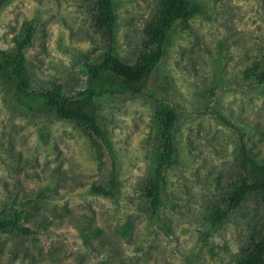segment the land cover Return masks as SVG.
<instances>
[{
    "label": "rangeland",
    "instance_id": "obj_1",
    "mask_svg": "<svg viewBox=\"0 0 264 264\" xmlns=\"http://www.w3.org/2000/svg\"><path fill=\"white\" fill-rule=\"evenodd\" d=\"M141 95L102 99L107 146L75 122L29 112L0 78V218L24 210L35 236L0 232V264H238L264 225L250 194L213 227L239 177V153L264 162V0H190ZM94 0H14L0 8V49H24L31 86L86 87V66L107 49ZM115 54L133 64L158 0H114ZM178 112L177 156L152 219L143 190L159 152L161 102ZM114 160L117 186L107 190Z\"/></svg>",
    "mask_w": 264,
    "mask_h": 264
},
{
    "label": "trees",
    "instance_id": "obj_2",
    "mask_svg": "<svg viewBox=\"0 0 264 264\" xmlns=\"http://www.w3.org/2000/svg\"><path fill=\"white\" fill-rule=\"evenodd\" d=\"M14 0H0V8ZM94 21L96 28L107 40V49L95 63L87 64L86 87L75 95H67L60 85L38 91L32 88L24 49L32 43V27L27 26L22 39L16 40L15 50L0 49V78L7 93L29 112L53 114L57 119L75 122L93 137L107 146L106 132L99 117L102 99L123 95H141L164 56L170 32L178 23L191 16L190 0H158V12L154 21L144 28L146 40L143 52L133 64L123 62L114 50L117 16L114 0H94ZM257 82L264 85V69L256 75ZM161 124L159 152L153 177L143 190L152 219L158 218L162 208V194L166 183V171L177 156L176 128L178 112L168 102H161L156 113ZM107 190L100 193L113 196L117 186V169L114 160ZM239 177L227 194L223 208L210 218L215 227L226 221L230 214L239 209L250 194L259 195L264 202V162L249 156L242 144L239 153ZM24 210H15L9 216L0 218V232H12L22 236H35L38 229L24 225ZM238 264H264V225L251 236L244 257Z\"/></svg>",
    "mask_w": 264,
    "mask_h": 264
}]
</instances>
